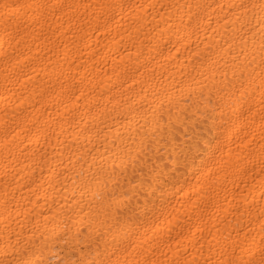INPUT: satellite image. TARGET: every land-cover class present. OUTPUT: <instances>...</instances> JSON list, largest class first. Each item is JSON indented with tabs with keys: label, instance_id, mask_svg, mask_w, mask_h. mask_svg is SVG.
<instances>
[{
	"label": "bare ground",
	"instance_id": "1",
	"mask_svg": "<svg viewBox=\"0 0 264 264\" xmlns=\"http://www.w3.org/2000/svg\"><path fill=\"white\" fill-rule=\"evenodd\" d=\"M0 264H264V0H0Z\"/></svg>",
	"mask_w": 264,
	"mask_h": 264
}]
</instances>
